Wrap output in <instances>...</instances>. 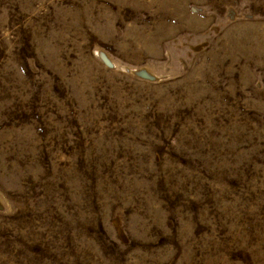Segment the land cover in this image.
Wrapping results in <instances>:
<instances>
[{"label":"rangeland","instance_id":"rangeland-1","mask_svg":"<svg viewBox=\"0 0 264 264\" xmlns=\"http://www.w3.org/2000/svg\"><path fill=\"white\" fill-rule=\"evenodd\" d=\"M0 264H264V0H0Z\"/></svg>","mask_w":264,"mask_h":264}]
</instances>
